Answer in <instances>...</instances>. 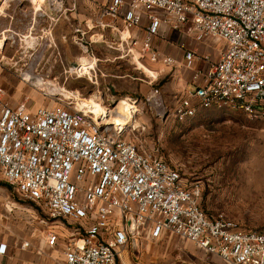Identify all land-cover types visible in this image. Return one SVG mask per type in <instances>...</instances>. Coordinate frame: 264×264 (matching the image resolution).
<instances>
[{
	"label": "built area",
	"instance_id": "obj_1",
	"mask_svg": "<svg viewBox=\"0 0 264 264\" xmlns=\"http://www.w3.org/2000/svg\"><path fill=\"white\" fill-rule=\"evenodd\" d=\"M81 1L0 0L1 15L4 5L28 3L31 9L30 30L0 32V51L7 43L22 50L27 40L42 39L46 20L50 29L78 15ZM88 1L97 10L95 22L74 18L78 25L73 37L86 61L65 69L64 75L66 81L73 76L87 78L99 87L95 98L64 101L60 97V105L33 110L27 101L9 103L6 89L0 87V181L42 206L50 218L85 224L80 226L84 233L78 227V237L68 244L64 264H121V248L136 237L130 235V220L136 233L149 228L154 238L178 236L223 264H264V231H245L223 216H208L201 207L199 184L183 181L158 148L147 150L126 139L125 134L136 128H118L110 120L113 113L108 106L115 98L107 82L111 77L99 69L101 60L92 49L100 43L123 52L121 58L131 60L153 86L146 97L151 104L160 96L154 87L159 74L148 76L145 62L175 68L176 59L154 46L161 30L171 29L179 35L177 46L186 65L205 64L194 71V91L180 100L174 116L186 121L201 111L216 110L242 112L264 122V0ZM144 16L150 24L137 50L130 30L140 27ZM37 28L43 36H33ZM190 38L201 44L222 41L225 47L212 61L197 54ZM126 100L133 102L131 97ZM93 102L103 105V110ZM59 239L50 231L48 246L54 249ZM31 247L30 242L22 245L24 250ZM7 249L0 245V255H6Z\"/></svg>",
	"mask_w": 264,
	"mask_h": 264
},
{
	"label": "rangeland",
	"instance_id": "obj_2",
	"mask_svg": "<svg viewBox=\"0 0 264 264\" xmlns=\"http://www.w3.org/2000/svg\"><path fill=\"white\" fill-rule=\"evenodd\" d=\"M77 22H74L75 27ZM53 37V41L39 39L34 47L23 44L22 50L7 43L0 51V59H14L0 63L2 75L9 79L0 86L6 89L9 103L17 105L27 101L33 110L54 107L61 103V89L72 92L74 98H95L99 87L87 78L65 79L64 70L78 65L85 57L80 47L70 39L63 47V40ZM212 42L208 53L214 57L225 44L217 40ZM181 69L182 66L174 68L157 82L160 96L151 104L146 97L152 87H146V93L138 91L133 96L126 93L127 89L124 92L112 89L115 96L110 102L112 109L129 97L137 109L136 130L126 133L125 138L147 150L158 148L171 167L179 171L183 181L188 185L199 184L201 207L208 216H223L245 231H264V122L253 120L242 112L216 110L201 111L192 120H180L174 116V111L187 96L180 86ZM123 71L147 78L132 67ZM189 91H194V87ZM0 198L6 199L8 209H13L5 219L8 234L14 236L20 228L25 238L39 230L54 231L60 239L50 253L54 264H63L68 244L78 237V227L85 224L72 218H50L42 206L25 199L2 181ZM132 224L130 220V235L136 237L121 248V264H223L218 257L207 255L178 236L165 234L154 238L149 228L136 233Z\"/></svg>",
	"mask_w": 264,
	"mask_h": 264
},
{
	"label": "crops",
	"instance_id": "obj_3",
	"mask_svg": "<svg viewBox=\"0 0 264 264\" xmlns=\"http://www.w3.org/2000/svg\"><path fill=\"white\" fill-rule=\"evenodd\" d=\"M3 10L5 11L3 15H1V12L3 11H0V32L8 28H12L13 30L15 29L24 33L30 30L31 9L28 3H15L12 4L10 8L4 5ZM96 16L97 10H95L94 5L88 0H82L80 2V11L78 15H70L68 19L62 20L57 26H54L50 29H48V25L50 22L46 20V29L44 30V36L50 37V34L52 36L55 35L59 37L60 40H63V42H61V45H63V47H66L65 45H67L68 39L73 41L75 29L74 18L78 17L81 23L91 24V22H95ZM109 21V19L106 20V22ZM149 24L150 22L148 21L146 16H144L141 26L132 28L130 30L131 37L133 39H136L138 42L136 46L137 50H140L146 38ZM116 25L119 27V30L123 29V24L121 22H118ZM40 28L33 30V36H43ZM169 31L172 30L163 28L161 30V36L154 41V46L161 53L175 58L177 61V65L180 67L182 66V69L179 71V75L181 77L180 86L185 90V94H188L189 92H192L189 91V88L193 86L191 82L194 71L196 69L204 67L205 64L196 62L194 63L192 68L188 67L186 65L187 62L184 58L183 52L180 51L177 46L178 42L180 41L178 33L172 31V33L169 35ZM110 40H112L111 36H109V41ZM189 40L190 42L193 41L192 38H190ZM116 41H118V37ZM212 43V40L209 39L202 44L192 42V45L199 56L209 57L212 61H217L222 50L219 51L214 57H211L208 52ZM92 49L101 60L99 63V69L102 71V73L111 77L107 80V82L115 92H124L125 89H127L126 93L133 96L136 95L138 91L146 93V87H152V89L150 90H153V86L150 85L147 82V79H145L144 77L137 76L136 74L133 75L124 73L123 70H125V68L128 69V67H132L134 71L136 70V68L134 67V64L131 60L127 58H121L123 52L108 49L106 45L100 43L93 44ZM8 60L13 61L14 59L2 57V59H0V63L6 64ZM145 63L147 67L145 68L146 74L148 76L157 77V72L159 74V81L164 79L174 69L166 68L161 64H153L149 61H146ZM177 65L175 66V68L178 67ZM8 82L9 79L2 75L0 69V86ZM131 85L133 87H130ZM151 91H148V93L150 94ZM11 104L14 105L13 103ZM5 201L6 199L0 198V245H7L8 249L6 255H0V264H54V257L50 253L51 251L54 252V250L51 249L47 244V235L50 232L49 230H39L34 235L32 234L31 237L29 235L26 238L24 237L22 228H20L19 233H14V236L8 234L5 219L7 218V213H12L13 209H8L7 203ZM25 242H30L32 247L28 250H24L22 248V245ZM39 249L43 251L42 255H37L36 252Z\"/></svg>",
	"mask_w": 264,
	"mask_h": 264
},
{
	"label": "bare ground",
	"instance_id": "obj_4",
	"mask_svg": "<svg viewBox=\"0 0 264 264\" xmlns=\"http://www.w3.org/2000/svg\"><path fill=\"white\" fill-rule=\"evenodd\" d=\"M50 37H43L42 39L43 40H49V41H53L54 40V37L50 34L49 35ZM28 44L29 47H34L35 45V42H34V38L32 41H29L27 40L26 42ZM2 45V43L0 44ZM85 56V55H84ZM82 62H85L86 61V58L85 57H82L81 58ZM39 84H42V80L39 81ZM60 96H62V100L64 101H70V100H77L79 101L80 97L78 98H74V94L66 89H61L60 91ZM78 96V95H77ZM85 101V99H82ZM95 105L94 107H96L97 110H103L102 108L104 107L103 105L101 104H98L96 102H93ZM109 109H111L112 113H113V116H111L110 120L116 124L118 126V128H123V129H126L128 127H131L133 126L134 128L137 127V121L135 119V116H136V112H137V109H136V106L129 103L127 100H122L121 102H119V104L117 105L116 108L112 109L111 106H108Z\"/></svg>",
	"mask_w": 264,
	"mask_h": 264
},
{
	"label": "water",
	"instance_id": "obj_5",
	"mask_svg": "<svg viewBox=\"0 0 264 264\" xmlns=\"http://www.w3.org/2000/svg\"><path fill=\"white\" fill-rule=\"evenodd\" d=\"M133 223V222H132Z\"/></svg>",
	"mask_w": 264,
	"mask_h": 264
}]
</instances>
